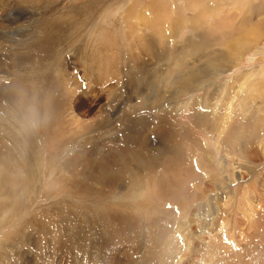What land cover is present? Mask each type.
<instances>
[{
  "label": "rangeland",
  "instance_id": "374dc122",
  "mask_svg": "<svg viewBox=\"0 0 264 264\" xmlns=\"http://www.w3.org/2000/svg\"><path fill=\"white\" fill-rule=\"evenodd\" d=\"M214 65L175 100L204 127L165 110ZM0 76V264H264V0H0ZM171 121L208 140L192 204L153 162Z\"/></svg>",
  "mask_w": 264,
  "mask_h": 264
},
{
  "label": "bare ground",
  "instance_id": "6f19581e",
  "mask_svg": "<svg viewBox=\"0 0 264 264\" xmlns=\"http://www.w3.org/2000/svg\"><path fill=\"white\" fill-rule=\"evenodd\" d=\"M199 2V1H198ZM10 3V2H9ZM197 6L199 7V4H197ZM22 11V10H21ZM14 12V11H13ZM4 13V12H3ZM8 13V12H7ZM25 14V13H24ZM197 14V13H196ZM21 15V14H20ZM19 15V16H20ZM17 18H19V17H17ZM16 19V18H15ZM193 20H195V19H193ZM21 31V30H20ZM17 33H18V31H16ZM148 34H149V32H148ZM159 34H161V33H159ZM159 34H157V35H159ZM234 34H236V37H234V39L235 40H240V41H242L243 43H245L246 41L244 40V37L246 36V34H247V32L246 31H244L243 33H234ZM161 36H163V35H161ZM164 36H166V34L164 35ZM235 36V35H234ZM254 38V37H253ZM255 38H257V37H255ZM161 39V38H160ZM246 40H248L247 38H245ZM159 43V42H158ZM237 43V42H236ZM195 44H197V45H200V44H202V42H196ZM186 46H190L191 45V43H190V41H188V43H186L185 44ZM186 50H188V54L189 55H192V54H194V51L191 49V48H185ZM227 49H228V51H229V49H230V46H227ZM228 51H227V53H228ZM240 51V50H239ZM186 52V51H185ZM230 53L232 54V51H230ZM179 57H182V59L184 58V54H181ZM178 57V58H179ZM181 59V60H182ZM185 61V60H184ZM183 62V61H182ZM234 63V62H233ZM181 64V63H180ZM180 64L178 65V68H180ZM192 64H194V63H192ZM207 64V63H206ZM215 66L216 65H214L213 67H211V69H212V71L209 73V77H207L205 80H204V82H202V83H200V82H197L195 79H194V77H196V74L192 71V70H190V71H188L187 73H186V75H182L181 76V79L180 80H178V81H176V79H171L172 80V82H171V84H170V86L172 87V85H177L176 87L178 88V86H179V88L178 89H176V90H174L173 92H175V98L172 100L171 98H170V103H168V105L166 106L167 108H165V110L166 111H169L170 113H172V111L175 113V115L177 116V115H179V117L180 118H188V119H191V118H193L194 120H192L193 121V124L195 125V127L196 128H202V126L204 127V122H205V117H204V115H202V113H200V112H198L199 110H197L196 108H193L192 107V105H189V103L188 102H185V103H183V104H178L175 100L176 99H178V97H179V95L180 94H184V92L183 91H185L189 86H191V85H188L190 82H194V83H199L198 84V86H197V88H200V87H203L206 83H210V82H212V81H215L220 75H221V71H220V68H218V67H216L215 68ZM182 69H183V67H182ZM192 69V68H191ZM198 74V73H197ZM200 77V76H199ZM0 78H2V79H4L5 77L4 76H0ZM193 83V84H194ZM223 86L224 85H222V84H219L218 86H214L215 88L212 90V96L213 97H219L220 96V93L223 91ZM174 96V95H173ZM206 101H208L207 99H205L204 101H203V105L205 106V105H207L205 102ZM189 111V112H188ZM202 112V111H201ZM207 114V113H206ZM213 114V109L211 110V113L208 115L209 117H210V115H212ZM181 115V116H180ZM183 115H186V116H183ZM192 115H194L193 117H191ZM175 116V117H176ZM207 116V117H208ZM174 117V118H175ZM172 118V117H171ZM171 120H173V119H171ZM259 119H257V121H258ZM130 121V120H129ZM128 121V122H129ZM127 122V123H128ZM173 121H171V122H168L167 123V125H165V128H164V132H163V134L161 135V137H163L164 139H168V141H167V146L165 147L166 149H164V147L162 146V149H163V153H162V155H158V156H155V158H156V160L155 161H153L154 162V164L156 165V167L162 172V174L160 175L162 178H163V181H164V183L166 184V185H169V186H172V185H175V186H179V187H185L186 185H187V183L188 182H191L192 183V185H190V188H191V191L190 190H188L187 192H189L190 191V193L191 192H193V193H191V194H189V195H187L186 197H184L183 198V203H185V204H192V203H194V202H197V201H199L200 200V198L201 197H203L204 196V194H205V190H202V185H203V181L200 179V177H201V174H196V173H194L191 169H188L189 168V162L190 161H188L187 160V156H189V155H192L193 157H191L192 159V161H193V164H194V166L195 167H198L199 169H200V171H201V173L203 174V175H205V176H210L209 174H207V172H206V170L204 171L203 169H202V161H203V159H202V156H204V158L205 159H207V160H212V157L210 156V153L209 152H206L205 151V143L207 144L208 143V140H206V139H204V142L203 141H201V139L199 138V137H197V138H195L194 136H192L191 134H186L184 131H186L187 132V128L184 130V131H182L179 127H176L175 129H174V123H172ZM175 122V121H174ZM134 123V122H133ZM192 123V122H191ZM222 124L224 123V122H221ZM130 127L129 128H131V127H133V125H131L130 123L128 124ZM127 125V126H128ZM207 125V124H206ZM193 126V125H192ZM180 127H181V125H180ZM191 127V126H190ZM194 127V128H195ZM261 127H262V125L261 124H258V123H256V125H255V127H254V133H253V131H252V133H251V138L250 139H247V140H245L244 141V147H243V149H244V151L246 152V154H248V152H249V150H250V147L252 146V144H254V142H253V140H255V139H258L257 138V136L258 135H260L261 134ZM216 128V127H215ZM238 128V127H237ZM168 129H170V131H166V130H168ZM221 129V128H220ZM217 130L218 131V134L216 135L217 137H219V135L221 134V132H222V129L221 130ZM239 129V131H240V129H242L241 127H239L238 128ZM216 131V132H217ZM188 133V132H187ZM237 133H240V132H237ZM264 134V133H263ZM176 135V136H175ZM202 135V134H201ZM243 135V134H242ZM242 135H239V136H237V137H242ZM262 135V134H261ZM160 136V135H159ZM236 136V135H235ZM176 137H178V138H176ZM162 138V139H163ZM199 138V139H198ZM261 138H263V136L261 137ZM166 139V140H167ZM235 139H236V137H235ZM135 141V140H134ZM164 141V140H163ZM187 141V142H186ZM257 142H258V140H257ZM257 142H256V144H257ZM180 143H183V144H186L188 147H189V149L188 150H185L184 149V147L182 148V146H180ZM243 143V142H242ZM139 145V144H138ZM142 145V144H141ZM160 145H162V144H160ZM262 146V145H261ZM145 147V146H144ZM143 147V148H144ZM141 149V148H140ZM237 149V148H236ZM188 152V153H187ZM196 152V153H195ZM261 152L263 153V155H264V149H261ZM136 153V152H135ZM184 153H186V154H184ZM250 153V152H249ZM157 154H159V153H157ZM143 155H145V154H143ZM238 155V154H237ZM239 156V155H238ZM244 156L246 157L247 155H245V153H244ZM133 158H135L136 160H135V162H134V164H135V168H134V175H135V178H137V177H139V176H141L142 177V175L140 174L142 171H143V169H141V167H143L145 170H146V168H147V165H146V163L145 164H143L142 163V161L139 159V156L138 155H133L132 156ZM143 158H144V156H142ZM241 156H239V158H240ZM242 158V157H241ZM142 159V158H141ZM5 160V159H4ZM7 160V159H6ZM146 160V159H145ZM149 160H150V158H149ZM153 160V159H152ZM152 160H150V162L152 161ZM190 160V159H189ZM9 162V161H8ZM152 162V163H153ZM8 164V163H7ZM148 164V163H147ZM4 165V164H3ZM154 165V166H155ZM133 167V166H132ZM131 167V168H132ZM149 167V166H148ZM247 168H252L250 165H249V167H247ZM6 170V169H5ZM8 170V169H7ZM133 170V169H132ZM132 170H130V171H132ZM148 170V169H147ZM194 170V169H193ZM15 171V170H14ZM126 171V170H125ZM150 171V170H149ZM0 172L2 173L3 172V170H0ZM135 172H138V173H135ZM186 174V178H187V180H185V178H184V175ZM4 175V173H2V175L1 176H3ZM133 175V174H132ZM187 175H192L193 176V180H189L188 179V177H187ZM157 176H159V175H157ZM147 177V176H146ZM149 177V176H148ZM234 177V173L233 172H230V174H228L227 175V179L226 180H228V179H231L232 180V178ZM150 178H152V177H150ZM158 179H159V177H157ZM110 178L108 179V180H106V181H104V184H106V185H109L110 186ZM207 180V179H206ZM4 182V181H3ZM227 182H229V181H227ZM129 183V182H128ZM162 183V182H161ZM209 183H211L212 185H213V187L212 188H215V189H217V190H220L222 187H224V186H226L225 184L223 185L222 183H220V182H218L217 181V179H215V177H213V176H211L210 178H209ZM189 188V189H190ZM262 192V191H261ZM248 195V194H247ZM246 195V196H247ZM212 198H209L210 200H209V207H208V211H209V214H208V216H209V219H210V217H214L215 215H216V213H218V207H217V200L215 199V197H217V196H211ZM248 201V200H247ZM207 202V201H206ZM208 204V203H207ZM205 205V204H204ZM246 205V204H245ZM200 208V207H199ZM201 209V208H200ZM247 209H249L248 210V213L250 214V212H251V214L252 213H254L253 211H254V209H253V207L250 205V204H248V207H247ZM211 210V211H210ZM199 211V210H198ZM214 211V212H213ZM251 214L250 215H246V219H249V217L251 216ZM195 216V215H194ZM253 217V216H252ZM201 219H202V221L204 220V218H203V216L201 217ZM200 224V223H199ZM179 229V228H178ZM151 234H153V236H157L158 234H157V232L159 231L158 230V227H152L151 228ZM142 232V231H141ZM150 232V231H149ZM200 232H201V229H200ZM144 233V232H143ZM184 235V234H183ZM151 236V235H150ZM185 237L187 236V235H184ZM182 238V237H181ZM186 243L188 244V246H186L185 248H183L184 250H187V249H189L188 247H189V243H190V240L187 238L186 239ZM182 249V250H183ZM180 250H181V248H180Z\"/></svg>",
  "mask_w": 264,
  "mask_h": 264
}]
</instances>
